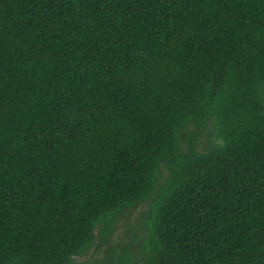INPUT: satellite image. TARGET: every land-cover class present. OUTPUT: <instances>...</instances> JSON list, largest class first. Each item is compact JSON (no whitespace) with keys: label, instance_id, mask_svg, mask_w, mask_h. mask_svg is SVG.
<instances>
[{"label":"trees","instance_id":"obj_1","mask_svg":"<svg viewBox=\"0 0 264 264\" xmlns=\"http://www.w3.org/2000/svg\"><path fill=\"white\" fill-rule=\"evenodd\" d=\"M95 245L264 264V0H0V264Z\"/></svg>","mask_w":264,"mask_h":264},{"label":"rangeland","instance_id":"obj_2","mask_svg":"<svg viewBox=\"0 0 264 264\" xmlns=\"http://www.w3.org/2000/svg\"><path fill=\"white\" fill-rule=\"evenodd\" d=\"M201 142H204V139H200ZM199 151H202L203 145L199 143L197 146ZM164 175V174H163ZM147 210V203L142 204L134 211H131L130 213L125 212L123 214V217L120 221V223L117 226V229L115 230V233L112 237V242H115L114 251L118 252L119 245L123 242H126L128 239H133L135 237L138 238V241H142L143 234H144V225L141 223L142 216L145 214ZM99 241L97 240L98 244ZM106 245H102L99 247V250L97 249V245H95L92 250L83 258H76V261L78 264H84L83 262H86L87 264H93L95 261H100L105 257V248Z\"/></svg>","mask_w":264,"mask_h":264}]
</instances>
